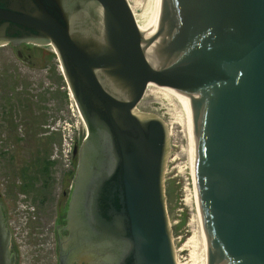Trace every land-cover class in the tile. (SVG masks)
Listing matches in <instances>:
<instances>
[{
  "label": "water",
  "instance_id": "obj_1",
  "mask_svg": "<svg viewBox=\"0 0 264 264\" xmlns=\"http://www.w3.org/2000/svg\"><path fill=\"white\" fill-rule=\"evenodd\" d=\"M156 7L143 43L127 0H0V42L51 44L85 122L59 264H176L167 126L136 107L150 82L187 97L208 264H264V0Z\"/></svg>",
  "mask_w": 264,
  "mask_h": 264
},
{
  "label": "rangeland",
  "instance_id": "obj_2",
  "mask_svg": "<svg viewBox=\"0 0 264 264\" xmlns=\"http://www.w3.org/2000/svg\"><path fill=\"white\" fill-rule=\"evenodd\" d=\"M43 50L53 54L49 45L36 47L34 54L40 55ZM57 64L55 56L46 63L37 58L26 62L18 59L11 47H0V101H3L5 96L12 105H17L21 102L22 94L29 92L36 110L34 116L37 122L20 119L17 113L16 121L11 122L10 118H7L6 128L1 127L3 123H0V150L6 147L14 149L17 156L15 163L31 162L32 160L28 158L30 155L32 159L34 158L37 146L49 147L50 151L53 149L54 154L57 155L63 154L68 142L61 131H57L56 128L57 123L61 124L62 119L68 118V105L71 107L72 104L75 110V113H72L71 108L69 112L73 121L76 122L74 127L76 142L79 144L83 140L85 125L73 102L69 101L63 91L58 90L54 94H49L52 92L51 87L63 83ZM44 65L50 66H47L50 75ZM48 77L52 83H49ZM151 87L145 91L138 108L157 115L167 126L169 147L163 175L167 218L176 261H180V264H194V260L199 259L198 255L201 252L199 246H203V243L201 226L196 220L192 181L187 160L186 150L189 140L186 120L183 118L181 103L175 101L179 99L174 97L170 100L165 99L159 92L154 94L155 89ZM8 93L11 95L9 96ZM36 94H38L37 98H35ZM2 131H6V135ZM41 132L45 133L39 135ZM19 133H26V140L23 142L20 141L21 139L17 140L16 136ZM4 167L3 161H0L1 189L4 188L6 180L11 179L10 177L14 178L5 171ZM59 174L56 172L55 177L60 179ZM19 202L21 201H14L11 214L13 210L14 212L10 218L11 236L16 245L14 251L17 256L16 264H56L55 241L53 244L51 236L53 219L52 215L50 217L46 214L50 204L46 210H41L36 222L35 218L24 223L23 214L19 213ZM34 228L35 234H33ZM195 240L201 244L194 243ZM52 244L53 248H50Z\"/></svg>",
  "mask_w": 264,
  "mask_h": 264
},
{
  "label": "flooded vegetation",
  "instance_id": "obj_3",
  "mask_svg": "<svg viewBox=\"0 0 264 264\" xmlns=\"http://www.w3.org/2000/svg\"><path fill=\"white\" fill-rule=\"evenodd\" d=\"M45 45H49L53 52V48L48 43H41L36 42L33 40H21L17 43L12 41H5L0 42V47L9 46L14 49L15 54L18 59L25 60L26 62H30L35 58L39 59L41 62L46 63L51 57H56V64L58 70L59 60L57 55L54 53L52 54L49 51L43 50L42 54L35 55L34 50L36 47H45ZM22 47V49L20 48ZM46 66V70L50 75L49 65ZM49 66V67H47ZM42 67V66H41ZM43 69V68H42ZM62 77V85L56 84L54 87H51L52 92L49 94H54L56 91H63L66 94L65 89V79L59 71ZM49 83L50 78L48 77ZM70 93V92H69ZM10 96L11 93H8ZM35 95V98H37ZM21 102H18L17 105H12L11 102L4 96L3 101H0V123H3L1 127L6 128L7 118H10L11 122L16 121L17 113L20 119H27L29 121L37 122L36 117L34 116L35 110V103L32 100V95L29 92H24L20 97ZM19 99V100H20ZM2 102V103H1ZM73 102V101H71ZM69 108V105H68ZM68 109V118L65 119L67 122L66 128V137L69 139L70 135V126L73 125V119L71 118V114ZM63 119L61 120V124L57 123V131H61ZM4 135H6V131H2ZM45 132H41L39 135H42ZM26 133H19L16 136V139H21L20 141L23 142L26 140ZM82 144V143H81ZM37 148H35L36 150ZM41 151H47L50 156V152L46 147H40ZM76 158V154H73L72 151V165ZM29 160L36 159V155L32 159L31 155L28 158ZM17 160V156L15 150L12 148H2L0 150V161H3L5 164V171H7L10 175L14 176V178L10 177L11 179L6 180L4 188H0V209L3 214V223L4 227L6 228V221L11 217V209H13L14 201L22 200L27 203L34 204V211L36 212L37 218H39V214L41 210H46V207L49 206L48 210L46 211L47 215H52V228L55 232L56 237V246H55V262L59 264V253H60V246L58 241V230L63 228L67 224L66 215L67 210L69 207V201L71 197V192L73 188V180L68 176H63L61 179L55 177L56 170H63L61 167H56L54 164L49 165L47 163H35V162H26V163H15ZM72 168L69 167L68 170ZM73 170V169H72ZM49 173V174H48ZM65 175V173H62ZM50 175L51 178L46 180V176ZM51 202V203H50ZM11 246L13 247L12 243ZM14 249V247H13ZM14 259H17L14 257ZM72 264H76V262H72ZM78 264H89L86 261L80 260Z\"/></svg>",
  "mask_w": 264,
  "mask_h": 264
},
{
  "label": "bare ground",
  "instance_id": "obj_4",
  "mask_svg": "<svg viewBox=\"0 0 264 264\" xmlns=\"http://www.w3.org/2000/svg\"><path fill=\"white\" fill-rule=\"evenodd\" d=\"M127 1L130 5V8H131L132 13H133L134 18H135V22H136L138 29L140 31V34L142 37V40L141 39L140 40L144 43L146 40H149L154 35V31L156 30V27H157L156 0H127ZM150 86H152L155 89L154 94L156 92H159L163 95V97L165 99L170 100L173 97L176 99H179V101H177V100H175V101L180 102L182 105V108H183L182 114H184L183 118H185V120H186V128L188 130V140H189L188 148L186 150L187 156H188L187 160H188V164H189L188 167L190 170V176H191V181H192L193 196H194L195 211H196V220H197V223L201 226V228H200L202 230L201 240L203 243V246H201V247L199 246V248H201V252L198 255L199 259L197 258L198 259V260L196 259L197 261L194 259L193 260H194V264H208V252H207V247H206V242H205V237H204V232H203V227H202V221H201V216H200V211H199L198 201H197V196H196V191H195L193 172H192L191 147H190V136H189V125H188V101H187V97L175 89H172V88L166 87V86L157 85V84L152 83V82H150L146 85L145 91H148ZM159 93H158V96H159ZM194 243L201 244L198 240H195ZM174 254H175V251H174ZM175 259H176V257H175ZM177 263L180 264V261L177 260L176 264Z\"/></svg>",
  "mask_w": 264,
  "mask_h": 264
},
{
  "label": "trees",
  "instance_id": "obj_5",
  "mask_svg": "<svg viewBox=\"0 0 264 264\" xmlns=\"http://www.w3.org/2000/svg\"><path fill=\"white\" fill-rule=\"evenodd\" d=\"M42 146H37L35 150L36 159L33 160L35 163H47L49 165H52L53 163L51 160H49V154L47 151H41L39 148ZM49 174V173H48ZM51 178L50 175L46 176V180H49Z\"/></svg>",
  "mask_w": 264,
  "mask_h": 264
}]
</instances>
